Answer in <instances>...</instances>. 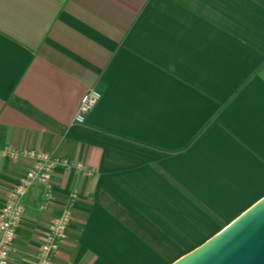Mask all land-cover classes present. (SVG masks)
<instances>
[{
    "label": "crops",
    "instance_id": "1",
    "mask_svg": "<svg viewBox=\"0 0 264 264\" xmlns=\"http://www.w3.org/2000/svg\"><path fill=\"white\" fill-rule=\"evenodd\" d=\"M7 146L70 163L9 264L66 209L56 264H168L264 195V0H0V210L34 163Z\"/></svg>",
    "mask_w": 264,
    "mask_h": 264
},
{
    "label": "built area",
    "instance_id": "2",
    "mask_svg": "<svg viewBox=\"0 0 264 264\" xmlns=\"http://www.w3.org/2000/svg\"><path fill=\"white\" fill-rule=\"evenodd\" d=\"M101 95V92L95 87H89L85 90L81 94L77 110L74 114V121L84 122L87 114L101 98ZM1 151L3 154L13 158L18 156L34 158V163L11 189L5 204L0 210V264H9V247L23 213V200L27 190L32 184L39 183L45 186L46 193L49 194L52 170L57 165L68 166L70 163L64 158L54 156L50 152H38L11 146L3 148ZM74 166L86 169L81 163H76ZM69 219L70 210L66 209L51 222L46 237L39 246L36 260L32 264H56L54 261L55 250L60 240L65 237V230Z\"/></svg>",
    "mask_w": 264,
    "mask_h": 264
},
{
    "label": "water",
    "instance_id": "3",
    "mask_svg": "<svg viewBox=\"0 0 264 264\" xmlns=\"http://www.w3.org/2000/svg\"><path fill=\"white\" fill-rule=\"evenodd\" d=\"M168 264H264V195Z\"/></svg>",
    "mask_w": 264,
    "mask_h": 264
}]
</instances>
